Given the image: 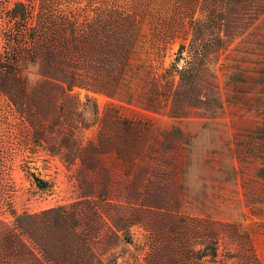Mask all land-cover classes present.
<instances>
[{
	"label": "rangeland",
	"instance_id": "1",
	"mask_svg": "<svg viewBox=\"0 0 264 264\" xmlns=\"http://www.w3.org/2000/svg\"><path fill=\"white\" fill-rule=\"evenodd\" d=\"M97 18L137 39L121 82L104 63L114 95L82 85L85 52L120 44L68 41ZM178 81L173 117L143 110ZM113 116L166 131L144 185L147 155L78 160ZM75 262L264 264V0H0V264Z\"/></svg>",
	"mask_w": 264,
	"mask_h": 264
},
{
	"label": "crops",
	"instance_id": "2",
	"mask_svg": "<svg viewBox=\"0 0 264 264\" xmlns=\"http://www.w3.org/2000/svg\"><path fill=\"white\" fill-rule=\"evenodd\" d=\"M160 24L150 25L148 21H145V23L140 22V26L142 27V31H140V35L144 34L149 36L147 38V41H150V43H153L156 41H162L163 39L161 36H167L171 35L172 31L170 29L171 23H169V28L166 25L168 23L166 20L160 19ZM121 23V21H120ZM134 27V22L132 24ZM121 26V24H120ZM191 26V25H189ZM144 27V28H143ZM122 33V32H120ZM160 35V36H159ZM135 37V35H134ZM156 39V40H155ZM135 37V41H136ZM155 42V43H156ZM162 46V43H160ZM181 48V50H179ZM185 46L179 45L178 47V53L177 56H182V52L184 51ZM151 57L158 56L156 53L154 55H150ZM171 70V68H168ZM165 69V70H168ZM164 70V71H165ZM171 73V71H170ZM172 90H168L167 87L165 88L164 92H171ZM163 93V91H160L159 94ZM157 95V99L153 101L154 104L157 106L159 105L158 109H152L148 108L146 106V99L143 103V110L157 113L155 111L161 110L162 108H166V115L167 117H170L167 113L170 96L166 95L165 97L161 95ZM162 99V100H161ZM161 100V101H160ZM164 131V129H155L152 128L151 124L148 121L143 120H134V119H127V118H121L118 116H113L110 120H106V122L103 124L98 136L94 141H89L85 145H80L78 148L87 147L89 151L86 152V161L91 163V167L89 165L90 169L97 170L99 169L102 173H104V168L98 167L96 164V160L98 159V155H103L106 153H111L115 155L116 159L119 162L120 167H124L128 165V167L135 166V168L138 165H135L137 162L141 160V158L145 155H147V165L145 166V173L142 179V184L144 185L146 182V176L149 171V164L152 160V156L156 153L157 147L161 138V132ZM79 160V159H78ZM80 161V160H79ZM95 162V167H94ZM131 165V166H130ZM103 186L105 185L102 183ZM143 185H140L143 186Z\"/></svg>",
	"mask_w": 264,
	"mask_h": 264
},
{
	"label": "trees",
	"instance_id": "3",
	"mask_svg": "<svg viewBox=\"0 0 264 264\" xmlns=\"http://www.w3.org/2000/svg\"><path fill=\"white\" fill-rule=\"evenodd\" d=\"M128 20L129 19L127 18V21ZM115 22H116V20H115ZM114 27H118V26L116 24H114ZM110 29H112V28L108 27V21L107 20L97 18V19H95V21L85 24V29L81 30V29L77 28V33H75L74 31L70 32V35L68 37V41L78 43V44L79 43H82V44L83 43H88V44L90 43L95 47H105V48H107L106 46L109 47L110 43L114 44L115 46H118L120 44V55L118 52H115V53L112 52L111 53L110 51H95V50L91 51L90 50L91 53L85 52L86 53L85 57L97 58V61L99 64L98 70L100 71V73L101 72L103 73L105 71V74H107L108 68H106V69L104 68V63H105L106 59L110 58V57L111 58H113V57L119 58V56H120V69L118 70V72H120V82H121L123 79V74H124L125 68L128 65L127 62H128V59L130 58V55H131V47L134 44L135 37H134V35L127 34V32L124 33V30L122 31V33L119 34V33L115 32L114 30H110ZM109 35H111L110 38H109ZM179 50H181V48H179ZM78 51H79V49H78ZM88 54H90V56ZM101 62L103 63L102 65H101ZM172 70L176 74H178L179 81H180V75L182 73L183 74L188 73V71H186V70H178L177 67L172 68ZM170 71H171L170 69L165 70L163 73V76H167L168 74H170ZM100 73L91 74V76L89 78L85 79V82L82 85L91 87L95 90L104 92L108 95H114L113 94L114 89L109 88L110 85H109L108 76L105 79L104 74H102V73L100 74ZM179 81H178L176 87L170 93L169 92L166 93L163 91V93L159 94L163 97H165L166 95L170 96V98H169L170 101H169L167 113L171 117L174 116V104H175V101H177V99H178L177 97L179 96V94L177 92ZM157 95L158 94H153V95L147 96L146 106L148 108H152L155 110L159 108V105L157 106L156 104L153 103V101L155 99H157ZM171 131H172V128L170 127L169 132H171ZM165 134H166L165 130L161 132V138H160L157 150L162 145V139H163V136H165ZM77 151H78V159L83 163L86 160V158H85L86 152L89 150L87 149V147H83V148H78ZM33 180L38 187L46 186L45 182H43V181H41L35 177L33 178ZM99 197L105 198L106 193L100 192ZM86 205H89V204H86ZM61 212H62V209L54 210L55 215H58V213H61ZM66 217L67 216H65V215L59 216L60 219H66ZM77 221H74V222H76V225H77ZM59 222L60 221H58V223ZM85 243L86 242L84 240H82V237L78 238V241L76 242V244L78 245V249H86ZM74 264H81V263L75 262Z\"/></svg>",
	"mask_w": 264,
	"mask_h": 264
}]
</instances>
